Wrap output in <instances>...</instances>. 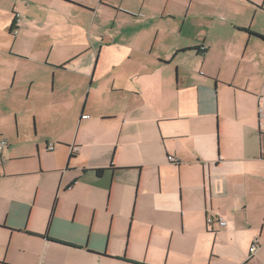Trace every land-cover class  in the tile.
I'll return each instance as SVG.
<instances>
[{"label":"crops","instance_id":"0c3cea01","mask_svg":"<svg viewBox=\"0 0 264 264\" xmlns=\"http://www.w3.org/2000/svg\"><path fill=\"white\" fill-rule=\"evenodd\" d=\"M94 16L117 30L74 45ZM30 18L72 136L0 164V264H264V0H0V30Z\"/></svg>","mask_w":264,"mask_h":264},{"label":"rangeland","instance_id":"374dc122","mask_svg":"<svg viewBox=\"0 0 264 264\" xmlns=\"http://www.w3.org/2000/svg\"><path fill=\"white\" fill-rule=\"evenodd\" d=\"M94 18L95 16L91 19L86 36L78 35L74 45L94 48L92 46H96L100 42L95 41L100 29L107 36L113 35L117 30V25L113 23L112 17L108 18L103 26H101L103 21L99 17L93 23ZM25 27L19 37L14 32L9 35L8 31L0 30V71L4 77V85L0 88V137L7 140L10 149L15 150L14 155L34 157V159L29 157L30 159L24 162H8L11 157L5 150L2 153L3 157L0 156V164L6 165L8 173L35 170L37 148L43 151L46 140L49 143H55L56 139L65 142L69 141L72 136L70 131L53 120L54 116L56 117L53 106L49 103L47 105L46 102L37 98L38 52L52 46L54 40L39 35L42 31L37 29V19H28ZM180 28L181 25L178 24L170 23L168 26L169 31L176 36H179ZM17 33H19V29ZM59 46L60 43L57 44L56 50L59 49ZM74 47L76 48V46ZM95 61L96 57L94 65ZM75 63L77 65L81 62ZM52 85L51 78L48 82V91L51 90ZM89 133H92V130ZM64 144L71 146L70 143ZM2 158L4 159L2 160ZM22 179L25 178H17L20 181Z\"/></svg>","mask_w":264,"mask_h":264},{"label":"built area","instance_id":"2783aa9c","mask_svg":"<svg viewBox=\"0 0 264 264\" xmlns=\"http://www.w3.org/2000/svg\"><path fill=\"white\" fill-rule=\"evenodd\" d=\"M16 26L13 30L14 34L17 33V25L19 24V19H16ZM205 51V49H203ZM8 147V142L7 140L5 139H0V153H3V151ZM53 148L50 147V150H52ZM77 151V147H73L72 148V153L73 152H76ZM168 160L170 163H173V164H178V160L175 159L174 157H168ZM217 222L221 227H226L227 226V223L222 220V219H217V218H213V217H209L207 219V225L208 226H212L213 223ZM259 248V241L258 240H255L254 243L252 244L251 248H250V255H249V258H251L253 256V254L258 250Z\"/></svg>","mask_w":264,"mask_h":264},{"label":"trees","instance_id":"16d2710c","mask_svg":"<svg viewBox=\"0 0 264 264\" xmlns=\"http://www.w3.org/2000/svg\"><path fill=\"white\" fill-rule=\"evenodd\" d=\"M16 19L13 21V23H12V25H11V31H13L14 30V28H15V26H16Z\"/></svg>","mask_w":264,"mask_h":264}]
</instances>
